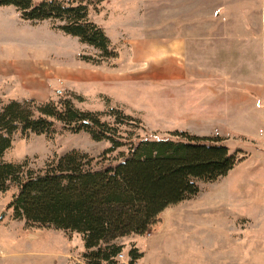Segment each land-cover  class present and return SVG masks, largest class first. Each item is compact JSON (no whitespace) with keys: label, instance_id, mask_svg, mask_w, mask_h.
<instances>
[{"label":"rangeland","instance_id":"obj_1","mask_svg":"<svg viewBox=\"0 0 264 264\" xmlns=\"http://www.w3.org/2000/svg\"><path fill=\"white\" fill-rule=\"evenodd\" d=\"M60 1L86 5L89 19L103 29L114 55L106 58L101 51L64 34L57 29L61 25L57 21L34 23L23 20L14 7H0V102L5 105L11 101H33L42 105L72 100L76 108L101 113L102 119L111 124L115 120L111 113L120 111L141 122L140 127L134 129L141 137L155 139L170 137L176 131L191 135L209 131L201 127L200 131L196 122H189L185 116L178 114L172 116L166 111L163 89L155 92L144 85L115 81L118 76H131L134 70H144L142 63H135L137 66L134 67L136 56L155 52L157 45L161 49L160 54H163L164 40L180 36L183 32L264 33V17L261 14L264 0ZM242 1L244 7L234 10L232 6ZM223 2L238 14L227 19L225 24H222L220 16H214L215 11L222 13ZM252 76L253 80L260 79L255 74ZM237 92L248 99L244 104L248 116H264V86L262 89ZM218 137L223 145L230 146V154L240 160L237 164L249 155L232 148V141L226 143V139ZM248 146L252 147V144ZM109 147L108 142L97 143L86 133L74 134L58 124L55 133L50 136H25L19 132L13 135L12 147L6 152L4 161L27 162L30 168L39 170L50 160L59 159L71 151L98 157ZM242 167L234 168L227 175L229 179L234 178ZM248 173L262 176V172L256 170H248ZM221 186L230 187V184ZM199 189L200 192L203 190L200 198L168 207L147 234L119 239L117 243L124 247L118 257L119 262L232 264L225 258L227 250H200L197 246L196 224L201 216L209 215L203 211L208 203L205 193L212 189V184L199 183ZM15 193V189L0 193V264H86V250L80 235L30 226L24 220L15 219L13 212L7 208ZM258 197L264 202V194L259 196L256 193V199H253L255 205L261 204ZM3 213L5 215L1 218ZM262 214L259 212V216ZM261 229L254 226V239L248 255L241 257L240 250H236L235 264H264V249L258 246L259 234H264ZM133 250L139 255L136 259L131 256ZM220 254L224 257L220 258Z\"/></svg>","mask_w":264,"mask_h":264},{"label":"trees","instance_id":"obj_2","mask_svg":"<svg viewBox=\"0 0 264 264\" xmlns=\"http://www.w3.org/2000/svg\"><path fill=\"white\" fill-rule=\"evenodd\" d=\"M23 20L57 21L64 34L103 53L114 52L103 29L88 17L86 5L60 0H0ZM82 111L72 100L36 105L0 102V193L15 189L8 205L14 218L30 226L54 228L82 237L86 264H119V239L145 235L168 207L198 196L199 183L225 177L240 161L221 138L176 131L166 138L141 137V122L113 111ZM108 142L98 157L71 151L35 170L27 162L4 161L16 133L50 136L57 125ZM133 250V259L139 257Z\"/></svg>","mask_w":264,"mask_h":264},{"label":"crops","instance_id":"obj_3","mask_svg":"<svg viewBox=\"0 0 264 264\" xmlns=\"http://www.w3.org/2000/svg\"><path fill=\"white\" fill-rule=\"evenodd\" d=\"M243 3L232 7L241 9ZM222 5V13L215 11L214 16H220L225 24L227 19L238 14L225 2ZM261 14L264 17V8ZM157 46L155 52L140 54L133 60L134 67L135 63H142L144 70H134L131 76H118L115 81L144 85L155 92L163 89L166 111L172 116H185L189 122H196L198 129L209 131L202 134L200 129L198 135L223 137L226 143L232 141L231 147L235 150L249 154L234 167L243 166L234 178L229 179L228 175L206 183L212 184V189L205 193L208 203L202 211L209 215L201 216L196 224L200 250L225 249V258L235 264L236 250H240L241 257L248 255L254 226L264 231V202L260 197L261 204L255 205L253 201L256 193L264 194V116H248L244 105L248 99L237 92L264 86V33L183 32L164 40L163 54ZM139 47L143 49L142 45ZM252 74L260 79L253 80ZM248 170L262 172V176L248 173ZM229 184L230 187L221 186ZM201 192L195 198H200ZM259 212L263 214L259 216ZM259 238L258 246L264 249V234H259Z\"/></svg>","mask_w":264,"mask_h":264},{"label":"built area","instance_id":"obj_4","mask_svg":"<svg viewBox=\"0 0 264 264\" xmlns=\"http://www.w3.org/2000/svg\"><path fill=\"white\" fill-rule=\"evenodd\" d=\"M119 257V256H118ZM118 262H119V258H118ZM119 264H122V262H119Z\"/></svg>","mask_w":264,"mask_h":264},{"label":"water","instance_id":"obj_5","mask_svg":"<svg viewBox=\"0 0 264 264\" xmlns=\"http://www.w3.org/2000/svg\"><path fill=\"white\" fill-rule=\"evenodd\" d=\"M4 215H5V214L3 213L2 216H1V218H3Z\"/></svg>","mask_w":264,"mask_h":264}]
</instances>
